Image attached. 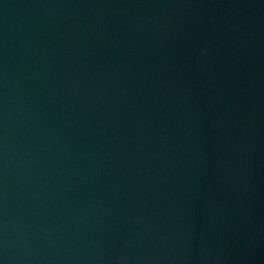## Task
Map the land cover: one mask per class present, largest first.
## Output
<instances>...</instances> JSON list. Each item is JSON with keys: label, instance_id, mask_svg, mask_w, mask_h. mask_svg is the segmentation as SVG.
I'll return each mask as SVG.
<instances>
[{"label": "water", "instance_id": "water-1", "mask_svg": "<svg viewBox=\"0 0 264 264\" xmlns=\"http://www.w3.org/2000/svg\"><path fill=\"white\" fill-rule=\"evenodd\" d=\"M0 264H264V0H0Z\"/></svg>", "mask_w": 264, "mask_h": 264}]
</instances>
